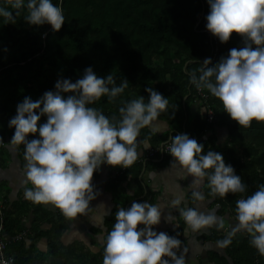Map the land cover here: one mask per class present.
Here are the masks:
<instances>
[{
	"label": "clouds",
	"instance_id": "clouds-1",
	"mask_svg": "<svg viewBox=\"0 0 264 264\" xmlns=\"http://www.w3.org/2000/svg\"><path fill=\"white\" fill-rule=\"evenodd\" d=\"M207 4L206 30L222 44L235 33L243 46L232 48L215 64L210 58L204 59L199 68L189 72V83L219 100L223 112L239 127L264 122V0H207ZM21 11L29 26L47 24L59 31L65 23L62 6L53 0H2L0 21L15 24ZM128 87L127 81L117 85L112 75L100 77L89 67L75 82L58 79L55 91L45 92L36 101L25 97L17 105L16 115L8 124L14 134L8 144L0 138V146H23L22 175L30 185L24 188V199L52 206L69 220L89 217L94 225L103 222L90 207L100 195L92 184L93 174L102 165L130 168L140 158V150L151 147L147 138L138 140L141 130L151 129L155 135L168 128L160 117L169 111V98L152 87L145 89L147 101L142 96L123 101L118 117H108L93 107L102 97L114 102ZM41 117H46V122L38 124ZM160 148L172 157L171 167L182 173L176 184L179 192L172 193L164 207L169 213L178 211L184 234L225 228L223 216L204 208L202 187L206 182L213 197L242 194L235 201L234 222L216 242L217 247H228L237 234L243 233L264 256V184L244 195L247 185L230 164H225L222 154L211 149L204 153V145L188 134L175 135ZM187 177L192 178L188 187L191 207L185 206V189L178 183ZM162 213L159 203L134 201L128 208L118 207L111 230L101 239L102 264H186L187 249L181 240L154 230ZM176 221L171 214L165 217L166 223L178 225ZM0 264H10L2 252Z\"/></svg>",
	"mask_w": 264,
	"mask_h": 264
},
{
	"label": "trees",
	"instance_id": "trees-1",
	"mask_svg": "<svg viewBox=\"0 0 264 264\" xmlns=\"http://www.w3.org/2000/svg\"><path fill=\"white\" fill-rule=\"evenodd\" d=\"M53 2L62 6L65 15V23L59 31H53L47 24L29 26L24 21V11L16 17L15 24L0 21V138L4 143L11 141L14 129L8 124L25 97L36 101L45 92L55 91L58 79L75 82L91 67L100 77L112 75L117 85L123 80L129 84L114 102L102 97L93 105L108 117H118L123 101L138 96L147 101L145 89L148 87L169 98L170 104L169 111L160 117L168 123L163 133L154 135L151 129L141 130L138 140L147 138L151 145L147 154L140 155L128 169L102 165L100 171L93 174L92 183L102 177L107 188L119 186L127 177L143 183L148 164H152V168H163L172 158L160 151L153 156L149 154L175 135L188 134L204 145V153L211 149L222 154L225 164H230L247 185L248 192L244 195L252 194L264 184V122L253 121L249 128L239 127L223 112L219 100L206 91H201L203 96H200L189 83V72L199 68L204 59L210 58L215 64L232 48L243 46L242 38L235 33L222 44L206 30L207 0ZM201 109L212 112L213 122L207 121V112H199ZM45 122L46 117H41L38 124ZM33 138L38 137H29ZM15 148L18 159L25 163L23 146ZM204 194L217 207L218 214L234 220L235 201L242 194L213 197L207 186ZM139 200L126 197L122 207L128 208ZM32 209L33 214L44 213L39 206ZM114 213L104 223L105 235L113 226ZM6 220H2V230ZM65 221L66 217L58 215L54 223L60 226L54 233L65 230ZM226 234H212L205 241L216 244ZM20 247L24 250L22 245ZM9 248L6 243V252ZM68 252L64 253L54 242L46 257L17 255L15 250L10 255L15 264H75L72 260L81 252L75 249ZM101 257L103 247L96 260L83 259L79 264H102ZM207 260L209 264H264V256L250 245L246 234L240 233L228 247L221 248V253L209 252Z\"/></svg>",
	"mask_w": 264,
	"mask_h": 264
},
{
	"label": "crops",
	"instance_id": "crops-1",
	"mask_svg": "<svg viewBox=\"0 0 264 264\" xmlns=\"http://www.w3.org/2000/svg\"><path fill=\"white\" fill-rule=\"evenodd\" d=\"M147 150L149 148H142L140 155H146ZM171 163L172 158L163 168H159V166L152 168V164H148V170L144 173L143 183L141 184L136 183L132 177H127L122 184L112 186V188L105 186L106 180L103 177L93 182L95 190L100 195L91 202L90 207L95 210L96 214L103 217V222L100 225H94L89 217H78L76 220L66 218L65 230L61 231L60 234H56L54 232L60 224L54 223V221H56L58 215L62 214L52 206L37 205L24 199V188L30 186L26 185L25 178L22 175L25 163L18 159L15 147L0 146V211L2 220L7 219L6 226L1 233V239L10 245L9 250L6 252L7 255L12 256L10 253L15 250L17 255L31 257L32 254L34 257L37 255L36 258H39L38 255L41 254L46 257L55 242L63 248L64 253L70 252V249H75L78 253L81 252L77 259L72 260L75 264L81 263L83 259L96 260L103 247L101 239L106 232L105 221L111 217L113 211L115 212L118 207L124 205L123 202L126 197H134L140 199L138 202L159 203L161 205L163 212L161 222L154 230L158 233L172 234L181 240L182 247L187 249L185 254L186 264H209L207 260L209 252L221 253V248H218L214 243L206 242L205 238L212 234L217 235L228 232L234 220L224 214H218L217 207L213 205L211 199L206 197L204 208L214 211L216 215L223 216L227 221L225 228L221 230L207 229L199 234H184L185 225L182 218L179 217L178 211L172 210L169 213L164 207L171 198V194L179 192L176 184L178 178L182 175L177 168L171 167ZM191 182V177L178 181L180 187L185 189V206L188 207L193 206L191 191L188 190ZM205 188L206 184L202 187L203 192ZM128 190L130 194H128ZM101 204L105 207H98ZM26 205L28 206L26 207ZM38 206L44 213L33 214L32 208ZM169 214L177 217L176 223L178 225L165 222V217ZM13 233L17 237L19 236V241H13V238H15ZM240 234L244 235L243 233ZM19 245H22L24 250ZM26 250L29 252H26ZM48 264L50 263L48 262Z\"/></svg>",
	"mask_w": 264,
	"mask_h": 264
},
{
	"label": "built area",
	"instance_id": "built-area-1",
	"mask_svg": "<svg viewBox=\"0 0 264 264\" xmlns=\"http://www.w3.org/2000/svg\"><path fill=\"white\" fill-rule=\"evenodd\" d=\"M197 92H198V94L200 96H203L201 91H198L197 90ZM206 117H207V121L208 122H210V123L213 122L214 116H213L212 112L208 111L207 114H206ZM159 151L162 154L166 155V156H170L166 152L161 151V148L160 147H159V149L153 150L149 155L150 156H153L154 154L158 153ZM1 233H2V214H1V211H0V245H2V247H0V252H2L4 259H7V260L10 261V264H15L13 257L12 256H7V254H6V243L1 239ZM17 240H19V237L13 238V241L16 242Z\"/></svg>",
	"mask_w": 264,
	"mask_h": 264
},
{
	"label": "rangeland",
	"instance_id": "rangeland-1",
	"mask_svg": "<svg viewBox=\"0 0 264 264\" xmlns=\"http://www.w3.org/2000/svg\"><path fill=\"white\" fill-rule=\"evenodd\" d=\"M128 194H130V191L128 190ZM99 255H100V253H99ZM102 258V257H101Z\"/></svg>",
	"mask_w": 264,
	"mask_h": 264
}]
</instances>
